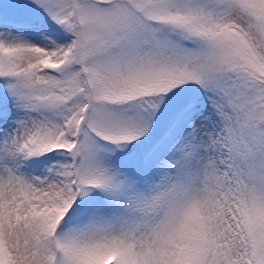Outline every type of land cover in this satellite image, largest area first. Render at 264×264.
<instances>
[{"label": "snow or ice", "instance_id": "snow-or-ice-1", "mask_svg": "<svg viewBox=\"0 0 264 264\" xmlns=\"http://www.w3.org/2000/svg\"><path fill=\"white\" fill-rule=\"evenodd\" d=\"M0 264H264V0H0Z\"/></svg>", "mask_w": 264, "mask_h": 264}]
</instances>
